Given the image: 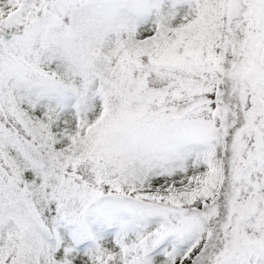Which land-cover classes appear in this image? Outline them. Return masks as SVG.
<instances>
[{"label": "snow or ice", "instance_id": "obj_1", "mask_svg": "<svg viewBox=\"0 0 264 264\" xmlns=\"http://www.w3.org/2000/svg\"><path fill=\"white\" fill-rule=\"evenodd\" d=\"M0 264H264V0H0Z\"/></svg>", "mask_w": 264, "mask_h": 264}]
</instances>
